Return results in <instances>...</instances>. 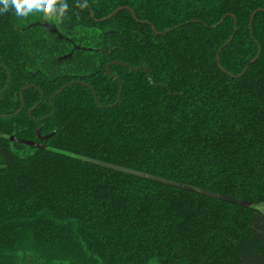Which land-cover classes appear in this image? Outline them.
Returning <instances> with one entry per match:
<instances>
[{
    "label": "trees",
    "instance_id": "obj_1",
    "mask_svg": "<svg viewBox=\"0 0 264 264\" xmlns=\"http://www.w3.org/2000/svg\"><path fill=\"white\" fill-rule=\"evenodd\" d=\"M67 3L0 13V264H264V0Z\"/></svg>",
    "mask_w": 264,
    "mask_h": 264
},
{
    "label": "clouds",
    "instance_id": "obj_2",
    "mask_svg": "<svg viewBox=\"0 0 264 264\" xmlns=\"http://www.w3.org/2000/svg\"><path fill=\"white\" fill-rule=\"evenodd\" d=\"M77 6L86 8L87 0ZM10 8L21 18L39 13L44 21L59 24L65 18L69 5L67 0H0V13H7Z\"/></svg>",
    "mask_w": 264,
    "mask_h": 264
},
{
    "label": "water",
    "instance_id": "obj_3",
    "mask_svg": "<svg viewBox=\"0 0 264 264\" xmlns=\"http://www.w3.org/2000/svg\"><path fill=\"white\" fill-rule=\"evenodd\" d=\"M122 8H123V7H120L116 12L120 11ZM126 8H129V7H126ZM129 9L134 13V11H133L131 8H129ZM116 12L112 13L109 17L114 16ZM252 18H253V16H252ZM104 19H107V18H104ZM257 58H258V56H257L254 60H256ZM141 68H143V67H141ZM61 91H62V90H60V92H61ZM60 92H59V93H60ZM37 134L40 135V129L37 131ZM52 135H53V133H51V134H49V135H46V136H43V137H41V138H42L43 140H47V139H49Z\"/></svg>",
    "mask_w": 264,
    "mask_h": 264
},
{
    "label": "rangeland",
    "instance_id": "obj_4",
    "mask_svg": "<svg viewBox=\"0 0 264 264\" xmlns=\"http://www.w3.org/2000/svg\"><path fill=\"white\" fill-rule=\"evenodd\" d=\"M257 207L264 214V203L259 204Z\"/></svg>",
    "mask_w": 264,
    "mask_h": 264
},
{
    "label": "flooded vegetation",
    "instance_id": "obj_5",
    "mask_svg": "<svg viewBox=\"0 0 264 264\" xmlns=\"http://www.w3.org/2000/svg\"><path fill=\"white\" fill-rule=\"evenodd\" d=\"M93 15V14H92ZM97 21L99 20V19H96ZM106 70L108 71L109 69H108V65L106 66ZM109 72V71H108ZM82 83H84V82H82ZM85 84V83H84ZM87 84V83H86ZM38 131V130H37ZM49 135V134H48ZM37 136L40 138V139H42L41 137H43V135H41V133H40V135H38L37 134ZM44 136H46V135H44ZM43 140V139H42Z\"/></svg>",
    "mask_w": 264,
    "mask_h": 264
}]
</instances>
